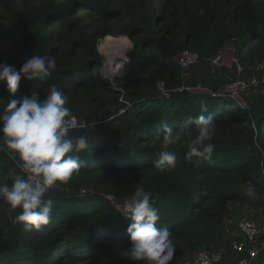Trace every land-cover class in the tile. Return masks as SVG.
<instances>
[{
	"label": "trees",
	"instance_id": "obj_1",
	"mask_svg": "<svg viewBox=\"0 0 264 264\" xmlns=\"http://www.w3.org/2000/svg\"><path fill=\"white\" fill-rule=\"evenodd\" d=\"M0 2L6 12L0 39L13 42L0 63L19 68L32 55L56 62L51 76L22 80L16 95L37 85L43 95L56 84L71 116L84 125L69 135L89 138L88 150L77 154L85 166L49 194L55 201L52 221L42 230L14 223L20 209L12 211L0 199V264H132L121 256L129 247L130 220L110 196L123 202L141 185L159 210L157 226L171 232V264H194L203 247H230L224 241L231 202L264 210V92L252 93L243 106L217 95L226 81L188 77L233 38L237 60L248 72L264 60V0H25L20 7ZM106 36H128L133 43L117 80L123 91L101 73L99 43ZM185 49L199 55L187 69L177 59ZM198 85L205 90L176 91ZM9 98L0 81V109ZM201 114L215 121L211 165L184 158ZM165 123L185 134L169 148L177 153L176 168L159 172L153 161L162 150ZM13 165L0 162V183L12 184ZM86 186L93 192L81 195ZM248 189L252 196L245 195Z\"/></svg>",
	"mask_w": 264,
	"mask_h": 264
},
{
	"label": "clouds",
	"instance_id": "obj_2",
	"mask_svg": "<svg viewBox=\"0 0 264 264\" xmlns=\"http://www.w3.org/2000/svg\"><path fill=\"white\" fill-rule=\"evenodd\" d=\"M55 68L53 58L41 55L26 58L19 68L0 63V81L10 94L6 106L0 109V150L6 146L22 172L11 185L0 183V199L12 211L20 209L13 221L27 231L38 232L51 223L55 201L49 193L79 174L85 161L77 154L89 147L88 136L69 135L71 109L66 106L67 96L56 84H51L43 95L38 85L29 94L16 95L22 80L49 77ZM206 111L202 108V113ZM193 123L197 134L191 138L184 158L196 157L215 164L213 117L201 114ZM184 134V129L163 125L162 150L153 161L157 171L176 168L177 153L169 148L180 143ZM245 195L252 196L253 192L248 189ZM154 203L152 194L141 185L119 210L130 220L126 229L129 247L121 251V256L132 264H171L175 256L170 230L157 226L160 214Z\"/></svg>",
	"mask_w": 264,
	"mask_h": 264
},
{
	"label": "built area",
	"instance_id": "obj_3",
	"mask_svg": "<svg viewBox=\"0 0 264 264\" xmlns=\"http://www.w3.org/2000/svg\"><path fill=\"white\" fill-rule=\"evenodd\" d=\"M237 40V38H233L229 46L231 45L234 48V43ZM177 59L181 67L187 69L199 62V55L190 49H185L179 54ZM212 61L215 65L221 66L223 64V50ZM124 63L123 61L122 67ZM233 64L235 66V76L221 86L217 95L233 98L242 104L244 93L251 91L255 93L264 88V60L255 68H252L251 72H248L246 67L236 58L233 59ZM163 85L164 83L161 82L160 88L165 91ZM183 89L192 91L205 90L198 85L182 86L177 88L176 91H182ZM167 93L168 91H166ZM212 93L215 94L213 91ZM83 126L76 116H71L70 129H77ZM4 147L6 148V146ZM87 193H89L88 190L82 189L80 194L85 195ZM237 230L239 236L233 238L231 242V249L238 255L235 264H264V224L259 225L255 219L244 217L237 222ZM186 264H189V262H186ZM194 264H216V262L212 253L206 247H203L195 253Z\"/></svg>",
	"mask_w": 264,
	"mask_h": 264
},
{
	"label": "rangeland",
	"instance_id": "obj_4",
	"mask_svg": "<svg viewBox=\"0 0 264 264\" xmlns=\"http://www.w3.org/2000/svg\"><path fill=\"white\" fill-rule=\"evenodd\" d=\"M7 1H8V3L14 5L15 7H20L25 0H7ZM3 16H6L5 7H4L3 3L0 2V28L6 24ZM107 37L108 36H106L104 39H102L99 43V50L104 56V61H103V65L101 68V73L105 78L111 80L112 83L115 84L118 88H121L119 86V83L117 82V80L123 76V70H121L122 66L118 67V65L121 63L120 62L121 60H123L124 62L128 61L129 58H127V57L129 56L130 52L133 49V43L131 42V40L129 39L128 36H118V37L112 36L113 40H109L110 42L108 41L109 43H111V46L108 47L109 44L106 41ZM114 39L129 40V42H131V46L128 48V50L125 52V54H122V52H120V50H117L116 48H114L116 46V44H114V43H116L114 41ZM102 42H105V46L103 48H101ZM12 45H13V42L11 40L0 39V57L6 56L7 53L11 52L12 51ZM111 67L114 68V72H113V68H111ZM263 92H260V93H263ZM256 93H259V91L255 92L254 94H256ZM254 94H252V91L244 93L242 96V99H243L242 105L247 106L250 103V101L252 99L251 97L254 96ZM82 189H86V190H88V192L93 191L92 188L88 187V186H86L85 188H82ZM110 199L119 209H121L124 201L128 200L130 198H125L123 200V202H119L118 200H115V198H113L112 196H110ZM240 210L244 211L247 214V215L243 214V217L250 216L251 214L254 215V217H257V213L262 209L260 206L255 208V207H252L249 205H242L241 203L236 202V201L231 202L229 205L230 215L227 218V221L225 223V226L227 228H229L232 224H237L238 220L241 219L239 216L240 214H238V212H240ZM262 211H264V210H262ZM254 217H252V218L255 219ZM231 242H232V240L230 241V249H231ZM178 264H181V263H178Z\"/></svg>",
	"mask_w": 264,
	"mask_h": 264
},
{
	"label": "crops",
	"instance_id": "obj_5",
	"mask_svg": "<svg viewBox=\"0 0 264 264\" xmlns=\"http://www.w3.org/2000/svg\"><path fill=\"white\" fill-rule=\"evenodd\" d=\"M236 53H237L236 46L233 48V46L228 45L223 49V64L220 67L218 65H215L213 61L210 62L211 64L207 62L206 64L203 65L201 63L200 65L196 66L193 70L189 71L188 73L189 80L192 82L204 80L208 84H217V83L221 84L224 81H228L229 79L235 76V66L233 64V59L234 58L237 59ZM263 91L264 88H261L259 92H263ZM0 162H4V163L10 162L14 164L12 168L13 179H15L17 175L22 174L21 169L17 166V162L14 161L12 158H10L7 148L0 150ZM54 189H57V187H55ZM51 192L52 190L50 191V193ZM238 214H240L239 215L240 218H244L243 214L247 215L244 211L241 210L240 212H238ZM245 217L252 218L254 217V215L251 214L250 216H245ZM256 221L259 224H264V211L260 210L257 213ZM227 230H229L228 231L229 233L226 236L224 244L226 243L227 239L231 241L233 240V238L239 236V232L237 230V224H232L229 228H227ZM211 253L213 255L216 264H235L236 259L238 258V255L235 254V252H233L232 249H230V247L229 248L223 247V249H216L214 252Z\"/></svg>",
	"mask_w": 264,
	"mask_h": 264
},
{
	"label": "bare ground",
	"instance_id": "obj_6",
	"mask_svg": "<svg viewBox=\"0 0 264 264\" xmlns=\"http://www.w3.org/2000/svg\"><path fill=\"white\" fill-rule=\"evenodd\" d=\"M109 40H113L112 36H108L106 39L107 43L109 44L108 47L111 46V43H109L110 42ZM114 41L116 42V43H114V44H116V46L114 48H116L117 50H120V52H122V54H125V52L128 50V48L131 46V42H129V40L114 39ZM121 66H122V63H120L118 65V67H121ZM111 68H113V67H111ZM113 72H114V68H113Z\"/></svg>",
	"mask_w": 264,
	"mask_h": 264
},
{
	"label": "water",
	"instance_id": "obj_7",
	"mask_svg": "<svg viewBox=\"0 0 264 264\" xmlns=\"http://www.w3.org/2000/svg\"><path fill=\"white\" fill-rule=\"evenodd\" d=\"M127 58H129V56H128ZM120 62L122 63V62H123V60H121ZM122 69H123V67L121 68V70H122Z\"/></svg>",
	"mask_w": 264,
	"mask_h": 264
}]
</instances>
